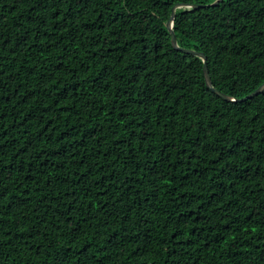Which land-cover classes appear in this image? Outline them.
I'll list each match as a JSON object with an SVG mask.
<instances>
[{
    "label": "trees",
    "instance_id": "1",
    "mask_svg": "<svg viewBox=\"0 0 264 264\" xmlns=\"http://www.w3.org/2000/svg\"><path fill=\"white\" fill-rule=\"evenodd\" d=\"M214 1L0 0V264H264V0Z\"/></svg>",
    "mask_w": 264,
    "mask_h": 264
},
{
    "label": "water",
    "instance_id": "2",
    "mask_svg": "<svg viewBox=\"0 0 264 264\" xmlns=\"http://www.w3.org/2000/svg\"><path fill=\"white\" fill-rule=\"evenodd\" d=\"M222 0H215L213 3H211L212 5H216L218 4L219 2H221ZM182 6H189V7H195V8H199V7H204L205 4L203 3H182V2H178V3H175L173 6H172V10H171V15H170V18L169 20L166 22V26L167 28L169 29L170 33H171V40H172V44L173 46L176 48V49H179V50H182L184 52H187V53H191V54H195V55H198L200 56L203 60H204V64H203V71H204V75H205V79H206V82H207V85L215 92L217 93L219 96L227 99V100H236V98H233L231 96H229L228 94L220 91L218 88H216L213 83H212V80H211V76L209 74V68H208V62H207V55L202 52V51H199V50H196V49H193V48H185V47H181L179 44H178V40H177V36H176V33H175V30L173 28V22H174V18L176 16V9L179 8V7H182ZM264 91V82L258 86L253 92L249 93L248 95L244 96L243 98H240V100H245V99H248L250 97H253L257 94H259L260 92Z\"/></svg>",
    "mask_w": 264,
    "mask_h": 264
}]
</instances>
